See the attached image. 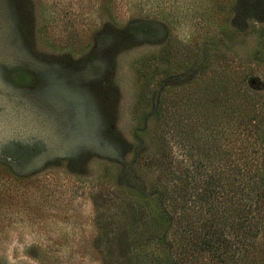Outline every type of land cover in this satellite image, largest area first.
<instances>
[{"label":"rangeland","instance_id":"rangeland-1","mask_svg":"<svg viewBox=\"0 0 264 264\" xmlns=\"http://www.w3.org/2000/svg\"><path fill=\"white\" fill-rule=\"evenodd\" d=\"M263 27L264 0H0V264H134L155 150L186 165L212 79H262Z\"/></svg>","mask_w":264,"mask_h":264},{"label":"trees","instance_id":"trees-1","mask_svg":"<svg viewBox=\"0 0 264 264\" xmlns=\"http://www.w3.org/2000/svg\"><path fill=\"white\" fill-rule=\"evenodd\" d=\"M258 34L254 58L263 70L264 27ZM222 76L211 83L220 92H209L198 117L184 121L183 136L195 142L182 146L189 162L177 163L169 143L148 164L157 188L140 193L132 209L134 264H181L186 245L210 264H264V76L260 83L236 79L229 91ZM3 166V175L21 180L14 165ZM174 227L190 243L167 240L165 232ZM119 235L126 244L128 234Z\"/></svg>","mask_w":264,"mask_h":264}]
</instances>
